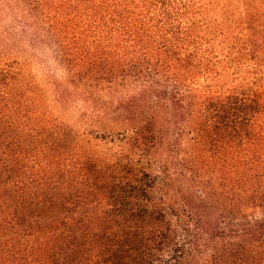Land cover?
Here are the masks:
<instances>
[{
    "label": "trees",
    "instance_id": "16d2710c",
    "mask_svg": "<svg viewBox=\"0 0 264 264\" xmlns=\"http://www.w3.org/2000/svg\"><path fill=\"white\" fill-rule=\"evenodd\" d=\"M4 1L0 264H264V0Z\"/></svg>",
    "mask_w": 264,
    "mask_h": 264
},
{
    "label": "rangeland",
    "instance_id": "374dc122",
    "mask_svg": "<svg viewBox=\"0 0 264 264\" xmlns=\"http://www.w3.org/2000/svg\"><path fill=\"white\" fill-rule=\"evenodd\" d=\"M257 2H261L262 0H256ZM14 14L13 11L10 9V7L7 6V2L4 0H0V44L2 43L4 45H7L11 51H24L26 55L30 56L34 60V69L39 73L40 77L45 73H49L50 75H53V78H46V80L54 81L57 78H59L62 73L58 71V69L55 67V64L53 60L50 57V53H48L47 50H45L41 45H31V38L34 34V31L29 30L27 34H19L22 30V27L20 25V19L15 22L14 20ZM1 49V46H0ZM45 80V81H46ZM49 88L52 91H55V86L50 85ZM70 103L71 105L69 108L64 109L62 108V115L64 117H72L73 119H76L77 113L84 111V102L83 98L80 95H77L76 98V91L70 89H67ZM68 97V98H69Z\"/></svg>",
    "mask_w": 264,
    "mask_h": 264
}]
</instances>
